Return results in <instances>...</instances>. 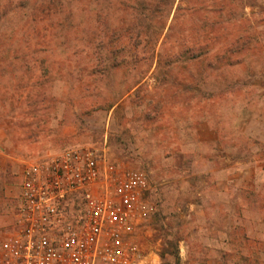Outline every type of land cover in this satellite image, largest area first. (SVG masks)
<instances>
[{
	"label": "rangeland",
	"instance_id": "rangeland-1",
	"mask_svg": "<svg viewBox=\"0 0 264 264\" xmlns=\"http://www.w3.org/2000/svg\"><path fill=\"white\" fill-rule=\"evenodd\" d=\"M99 2L103 0H66L65 4L73 12ZM202 2L186 0L185 16L191 18ZM248 2L226 0L224 6L231 11L224 19L229 30L257 34L243 63L222 69L206 82L200 81L196 68L178 67L174 71L178 80L168 89L156 84L153 69L145 74L139 96L135 89L128 93L118 111L114 107L91 112L101 99L98 93L104 82L86 78L82 85L96 90L84 93L75 73L72 80L51 83L50 100L37 119L25 116L28 105L23 98L41 74V61L49 65L62 58L75 64L88 48L93 49L85 46L88 38L83 41L82 34L72 32L71 44L65 37L60 39L70 46L61 57L55 45L56 19L45 20L39 32H29L31 21L0 22V42L13 43L10 60L19 56L17 71L0 72V149L7 154L0 182V238L12 230L24 167L87 147L149 175V198L156 213L143 241L157 254L155 264H174L171 257L161 258L164 229L172 240H179L181 264H264V0ZM92 15L81 28L92 26ZM23 55L31 60L30 78V72L23 73ZM24 81L29 84L18 91ZM131 83L124 84L125 90ZM104 90L109 92L108 87ZM115 90L117 86L112 101ZM148 99L164 106V116L157 121L140 118Z\"/></svg>",
	"mask_w": 264,
	"mask_h": 264
},
{
	"label": "trees",
	"instance_id": "trees-1",
	"mask_svg": "<svg viewBox=\"0 0 264 264\" xmlns=\"http://www.w3.org/2000/svg\"><path fill=\"white\" fill-rule=\"evenodd\" d=\"M65 1L9 0L4 4L0 1V22L7 24L15 19L31 21L29 32H39L38 27L45 20L56 19L59 23V35L55 45L61 57L70 49L64 41L71 44L69 34L72 32L82 34L83 41L88 38L85 46L93 49L89 52L88 48L75 64L61 60L62 58L49 65H44L45 60L41 61V74L30 87L28 96L23 98L28 105L25 116L34 119L45 108V102L50 100L51 83L59 78L72 80L76 73L81 92L84 93L87 90H96V86L88 85L90 88H85L82 85L84 80L104 82L103 87H108L109 92L106 94V90L100 88L101 93L98 94L101 99L95 102V108L91 112L111 110L114 107L118 111L128 93L135 89V96H139L145 74L151 70L154 69L156 84L164 89H168L173 81L178 80V76L174 74L178 67H187L189 70L196 68L201 76L200 81L206 82L211 75L222 69L243 63L244 56L253 49V43L257 40L256 33L246 35L226 27L224 19L231 12L224 7L226 0H210L212 3L203 0L202 5L195 9L199 15L194 12L190 18V14L189 21L185 16L188 8L183 5L186 0H126L130 3L122 5L103 0L90 7L80 6L73 12ZM252 3L249 0L248 5H255ZM89 13H94L91 17L93 27L81 28ZM171 17L172 21L169 23ZM64 37L65 40L61 41ZM11 51L13 43L0 42V72L7 73L10 71L8 69L17 71L15 67L18 64L15 61L19 56L10 60ZM26 57H21L22 66L26 68L23 73L30 72L27 76L30 78L31 60ZM35 60L37 63V59ZM87 71L89 72L86 74ZM192 78L196 79L194 75ZM129 80L132 83L125 90L124 84ZM92 82L89 81V84ZM24 83L25 86L17 87L18 91H22L29 84L27 81ZM113 86L118 87L115 90L118 92L114 94L112 101L110 95L113 94ZM47 90L48 93L45 92ZM147 101L148 104L145 107L143 105L140 112V118L154 122L164 116L165 109L161 102L154 104L151 99ZM150 107L152 108L148 110ZM163 238L166 246L161 258L171 257L174 264H181L179 240H172L166 229L163 230Z\"/></svg>",
	"mask_w": 264,
	"mask_h": 264
},
{
	"label": "built area",
	"instance_id": "built-area-1",
	"mask_svg": "<svg viewBox=\"0 0 264 264\" xmlns=\"http://www.w3.org/2000/svg\"><path fill=\"white\" fill-rule=\"evenodd\" d=\"M0 149V182L3 161ZM0 264H155L143 234L156 207L144 170L95 148H73L27 164Z\"/></svg>",
	"mask_w": 264,
	"mask_h": 264
}]
</instances>
